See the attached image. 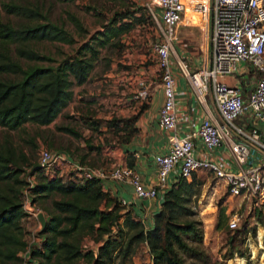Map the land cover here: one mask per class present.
<instances>
[{"label": "trees", "instance_id": "16d2710c", "mask_svg": "<svg viewBox=\"0 0 264 264\" xmlns=\"http://www.w3.org/2000/svg\"><path fill=\"white\" fill-rule=\"evenodd\" d=\"M67 12L77 32L87 31L75 12ZM146 19L130 9L118 11L102 29L80 42L72 54L63 51L57 55L42 49L41 44H74L78 39L64 21L48 15L44 0H0V264H114L117 258V264H125L145 242L150 246L153 264H193L184 254L201 262L211 260L209 252L194 243L203 240L199 220L184 217L194 213L189 203L203 183L197 172L191 179L180 176L165 191L155 224L150 227L132 206L106 189L101 178L83 180L73 171L71 177L59 172L49 174L36 166L39 158L29 152L38 148V141L26 123L41 126L53 122L74 99L75 85L90 79L103 49L123 45L122 36ZM138 116L129 117L124 125L127 141L138 131ZM59 128L82 137L74 126ZM15 131L24 132L25 143L14 138ZM86 154L77 159L89 164ZM128 165L133 166V161ZM32 175L36 182L29 187L31 202L47 218L30 243L24 221L31 216L25 201ZM226 219L222 208L218 228ZM244 226L233 228L230 243L246 233ZM87 236L94 238L98 250L84 247ZM191 238L195 241L190 242ZM23 252L28 255L26 260Z\"/></svg>", "mask_w": 264, "mask_h": 264}, {"label": "built area", "instance_id": "2783aa9c", "mask_svg": "<svg viewBox=\"0 0 264 264\" xmlns=\"http://www.w3.org/2000/svg\"><path fill=\"white\" fill-rule=\"evenodd\" d=\"M193 1L191 3L199 5L201 12L210 17L209 43L203 47L207 63L197 68H193L186 55L177 52L175 46L189 0H157L163 28L155 52L165 92L159 113L161 126L170 131L168 150L156 155L157 183L147 186L133 166L117 165L108 170L82 163L66 150L48 147L41 149L36 166L53 175L58 173L56 168L64 165L83 180L112 177L131 183L140 198L158 197L161 190L167 189L170 179L173 183L180 176L190 178L199 169H207L214 178L226 183L231 194L264 201V161L250 162L256 149L264 154V0ZM152 14L157 17L153 10ZM251 71L255 79L248 78ZM180 74L188 78L201 104H206L212 94L219 116L202 114L191 121L182 114L177 107ZM226 76L235 77V82L231 83ZM150 95L151 85L141 79L132 99L143 103ZM181 117L184 121L196 122L197 126H192L185 134L180 133ZM246 124L255 126L253 133H247ZM223 143L232 154L215 157L214 150ZM35 182V175L30 176L26 188L25 206L30 212L34 211L32 208L38 209L29 195V187ZM120 200L128 204L125 198ZM242 217L243 213L236 211L229 219L230 226L237 227Z\"/></svg>", "mask_w": 264, "mask_h": 264}, {"label": "rangeland", "instance_id": "374dc122", "mask_svg": "<svg viewBox=\"0 0 264 264\" xmlns=\"http://www.w3.org/2000/svg\"><path fill=\"white\" fill-rule=\"evenodd\" d=\"M44 2L48 15L54 20L64 21L78 39L74 44L61 41L41 44L42 49H48L57 55L63 51L72 54L80 42L102 29L118 11L130 9L137 15H145L147 18L131 32L122 36L123 45L103 49L90 79L85 84L75 85L74 99L53 122L41 126L31 121L26 123L31 135L38 141V148L29 150L34 154L33 158L38 159L41 149L48 147L66 150L75 159L89 153L86 154L87 163L107 167L115 160L113 150L122 142H127V128H124V125L129 121L128 118L137 115L139 108L144 107V103L132 99L139 87V79L151 77L156 78L158 82L161 79L155 52V45L162 38L161 9L157 0H44ZM197 3H201L200 0ZM67 10L75 12L80 17L87 31L81 33L76 31L68 18ZM152 10L157 13V17L152 14ZM226 78L234 83L235 77ZM248 78L255 79V73L248 72ZM119 119L124 120L117 122ZM60 125L76 127L82 133V137L59 128ZM21 132L15 131L14 138L22 144L26 140L22 135L24 132ZM2 135L0 126V138ZM88 143L93 146L100 145V148L91 149ZM55 171L71 177L69 167L66 168L64 165ZM197 173V178H202L203 183L197 187L189 203L194 213L184 217L199 220V225L204 231L203 240L194 243L200 244L208 251L211 260L201 262L184 254L186 260L193 264H264V201L257 202L253 197L231 194L226 183L214 178L207 169H199ZM222 208L228 220L226 219L222 228H218V215ZM258 210L261 211L260 214ZM236 211L243 213L237 227L244 228L246 224L247 231L236 239L235 243H230L233 228L237 227H231L229 219ZM41 212L43 211L40 209L39 214ZM24 223L27 239L31 243L38 237V230L42 226L41 218L31 213ZM193 241L195 240H190ZM84 247L98 250V244L92 236L84 239ZM25 253L22 255L23 260L28 258ZM119 259L117 258L114 264H117ZM125 264H153L149 244L146 242L140 244Z\"/></svg>", "mask_w": 264, "mask_h": 264}, {"label": "crops", "instance_id": "0c3cea01", "mask_svg": "<svg viewBox=\"0 0 264 264\" xmlns=\"http://www.w3.org/2000/svg\"><path fill=\"white\" fill-rule=\"evenodd\" d=\"M189 2V9L184 14L183 20L179 25L178 38L175 43L177 44V52L181 55L185 54L192 67L197 68L207 63L208 56L207 53L203 52V47L209 43L210 17L201 12L197 4L191 3V0ZM177 70L179 69L177 68ZM225 79L228 80V78ZM145 80L151 85V95L147 102H143L144 107L139 108V116L136 121L138 131L131 136L130 140L122 142L121 145L113 150V154L115 155L114 162L107 167H103L110 170L114 166L128 165L129 161H133V167L139 171L143 182L147 186H151L156 184L158 179L156 155L168 150L170 131L164 129L160 123L159 110L165 100V92L161 79L159 82L156 78L151 77H147ZM177 107L191 121L202 114L219 116V111L212 94L209 95L206 104H201L195 95L192 84L187 77L181 74L178 83ZM192 126H197V123H192L188 119L184 121V117H181L178 130L180 133L185 134ZM245 127L248 134L250 132L253 133L256 129L251 124H246ZM213 153L215 157L232 154L230 148L225 143L217 147ZM263 161L264 154L258 149L253 151L250 162ZM172 175L173 173L170 174L171 177ZM103 183L106 189L111 190L119 198H125L128 203L127 205L132 206L135 213L145 221L147 226L151 227L155 224V214L160 210L165 191L171 187L172 180L170 179L167 189L161 190L158 197L155 198H140L137 196L135 188L131 183L113 179L112 177L106 178L103 180ZM32 210L34 211L31 213L38 217L40 209L32 208Z\"/></svg>", "mask_w": 264, "mask_h": 264}, {"label": "water", "instance_id": "95a60500", "mask_svg": "<svg viewBox=\"0 0 264 264\" xmlns=\"http://www.w3.org/2000/svg\"><path fill=\"white\" fill-rule=\"evenodd\" d=\"M38 165V164H37ZM39 217L41 218V221H42V226L45 225V222H46V218L44 217V214L41 212L40 214H38Z\"/></svg>", "mask_w": 264, "mask_h": 264}]
</instances>
